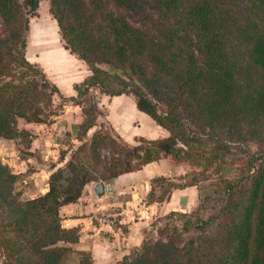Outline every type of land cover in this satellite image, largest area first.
<instances>
[{
    "label": "trees",
    "instance_id": "1",
    "mask_svg": "<svg viewBox=\"0 0 264 264\" xmlns=\"http://www.w3.org/2000/svg\"><path fill=\"white\" fill-rule=\"evenodd\" d=\"M39 1L0 0V140L29 144L17 121L57 116L49 110L57 88L25 58L28 17ZM48 2L63 48L89 72L67 101L91 89L130 96L167 135L129 145L94 131L86 140L97 112L81 108L71 126L80 145L49 174L47 191L26 200L0 162V264H92L89 252L72 248L78 228L61 226L60 207L75 203L86 184L164 158L195 170L179 178L189 177L182 185L153 178L158 194L151 187L145 204L208 175L211 192L196 211L153 221L156 239L144 235L116 264H264V0Z\"/></svg>",
    "mask_w": 264,
    "mask_h": 264
},
{
    "label": "crops",
    "instance_id": "2",
    "mask_svg": "<svg viewBox=\"0 0 264 264\" xmlns=\"http://www.w3.org/2000/svg\"><path fill=\"white\" fill-rule=\"evenodd\" d=\"M55 46V52L48 56L50 58L41 59L37 53L38 58L34 56L36 58L32 61L40 64L62 97H75L73 85L81 82L88 70L82 61L76 59L57 42ZM51 72L54 73V77ZM110 98L112 102L106 105L105 121L123 141L129 142L134 137L156 139L167 135L164 129L136 109L131 97L120 95ZM134 123L142 127H134ZM26 124L30 128L23 129L33 137L35 134L31 132L32 128L42 129L41 124ZM54 125L53 122L48 126ZM49 148L48 151H54ZM161 161L149 163L138 171L125 173L108 182L100 183L103 186L101 196L95 194L97 184H86L75 203L60 207L61 226L78 228V241L72 248L89 252L92 264H116L131 249L142 243L144 231L150 228L152 221L162 218L169 212L193 210L196 199L193 186L172 190L169 199L162 203L145 204V197L152 187L150 181L155 177H165L164 169L159 166ZM50 165L49 171L41 170L46 176L52 168H56L54 162L51 161ZM158 190L156 187L154 192L158 194ZM157 225L160 223L157 222Z\"/></svg>",
    "mask_w": 264,
    "mask_h": 264
},
{
    "label": "rangeland",
    "instance_id": "3",
    "mask_svg": "<svg viewBox=\"0 0 264 264\" xmlns=\"http://www.w3.org/2000/svg\"><path fill=\"white\" fill-rule=\"evenodd\" d=\"M81 2H83L86 6L88 4V0H81ZM48 6V0H40L35 15L28 17V30L25 34V58L29 63L38 67L44 73L45 78L52 83L51 79H49L50 77H47L40 64L32 61L34 58H38L37 53L40 55L41 59L45 60L50 58L48 56L55 52L56 42L59 46H64L60 36L58 35V29L55 21L48 13ZM99 67L104 68L103 66ZM88 74L89 72H87V75ZM51 75L54 77L53 72H51ZM87 75H85V77ZM60 96H52V103L49 108V110L53 109L57 116L49 117L45 123H41L42 129H31V132H34L35 137H37L36 139L33 135H30L29 144H27L26 139L24 140L22 138L0 140V162L8 166L12 174L17 176L15 182V192H18V198L20 200L32 199L46 192L47 178L49 174L56 168L62 167L63 163L71 158L73 151L80 145V142L75 139V133L71 130V126L78 125L81 122L83 118L81 108H88L94 105L97 112L95 126L86 133V140L94 131H99L100 133H105L112 138L118 137L120 141H123V139H121L105 121V115L107 112L106 105L112 102L110 101L111 98L109 96L99 93L97 89L89 90L85 95L80 98H76L73 102L67 101V97L61 96L60 98ZM76 103L79 105H76ZM53 122L55 123L54 126H48ZM133 126L139 127L140 124L134 123ZM26 127H28L26 122L22 120L17 121L18 129ZM29 128L30 127H28V129ZM44 130L48 132L45 133ZM146 130L149 131L148 128H146ZM134 138L129 142H123L129 145H135ZM48 148L54 149V151H48ZM97 151L100 157H109L107 149L98 148ZM160 160L162 161L159 166H162V169H164L165 178L171 180L175 184L182 185L187 183L189 181V177L182 180H179V178L184 176L187 172L195 170L185 163L174 164L169 158ZM51 161L55 163L56 166L54 167L56 168H52V171H50L46 176L43 171H49L51 169ZM37 168H40L38 171L39 174H37ZM196 172L198 171L196 170ZM211 181L212 177L208 175L205 179H200L199 182L193 186L195 188L196 199L194 209L191 211H196L199 200L210 194ZM152 188L155 189L156 184H153ZM153 223H155V221ZM149 227L150 228L144 231L145 239L153 241L157 237L155 227H152L151 224Z\"/></svg>",
    "mask_w": 264,
    "mask_h": 264
},
{
    "label": "water",
    "instance_id": "4",
    "mask_svg": "<svg viewBox=\"0 0 264 264\" xmlns=\"http://www.w3.org/2000/svg\"><path fill=\"white\" fill-rule=\"evenodd\" d=\"M95 194L97 195V196H101L102 195V193H103V186H102V184H97L96 186H95Z\"/></svg>",
    "mask_w": 264,
    "mask_h": 264
}]
</instances>
